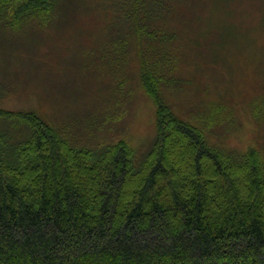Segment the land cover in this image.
<instances>
[{
	"label": "trees",
	"instance_id": "16d2710c",
	"mask_svg": "<svg viewBox=\"0 0 264 264\" xmlns=\"http://www.w3.org/2000/svg\"><path fill=\"white\" fill-rule=\"evenodd\" d=\"M55 5L0 0V11ZM117 5L155 104L153 145L76 148L34 111L0 109V264H264V152L213 143L163 100L170 6Z\"/></svg>",
	"mask_w": 264,
	"mask_h": 264
},
{
	"label": "rangeland",
	"instance_id": "374dc122",
	"mask_svg": "<svg viewBox=\"0 0 264 264\" xmlns=\"http://www.w3.org/2000/svg\"><path fill=\"white\" fill-rule=\"evenodd\" d=\"M118 1L56 0L44 15L0 11V109L34 111L76 148L123 138L146 153L155 104ZM163 1L166 25L178 31L167 45L165 103L215 144L264 152V0ZM9 128L15 136L27 127Z\"/></svg>",
	"mask_w": 264,
	"mask_h": 264
}]
</instances>
